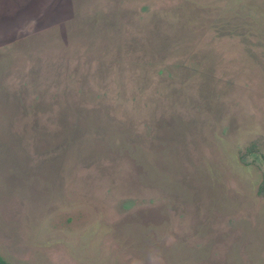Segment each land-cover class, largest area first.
Instances as JSON below:
<instances>
[{
    "label": "rangeland",
    "instance_id": "374dc122",
    "mask_svg": "<svg viewBox=\"0 0 264 264\" xmlns=\"http://www.w3.org/2000/svg\"><path fill=\"white\" fill-rule=\"evenodd\" d=\"M264 0H0V257L264 264Z\"/></svg>",
    "mask_w": 264,
    "mask_h": 264
},
{
    "label": "trees",
    "instance_id": "16d2710c",
    "mask_svg": "<svg viewBox=\"0 0 264 264\" xmlns=\"http://www.w3.org/2000/svg\"><path fill=\"white\" fill-rule=\"evenodd\" d=\"M261 190L264 191V185L262 186V189H261ZM0 264H9V263L6 262L4 259H2V258L0 257Z\"/></svg>",
    "mask_w": 264,
    "mask_h": 264
}]
</instances>
